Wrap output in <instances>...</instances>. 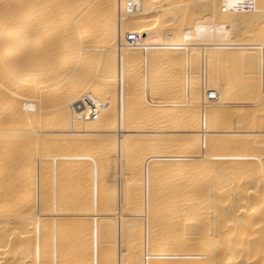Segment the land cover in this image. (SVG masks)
Instances as JSON below:
<instances>
[{
    "label": "bare ground",
    "instance_id": "bare-ground-1",
    "mask_svg": "<svg viewBox=\"0 0 264 264\" xmlns=\"http://www.w3.org/2000/svg\"><path fill=\"white\" fill-rule=\"evenodd\" d=\"M235 1L246 4L250 0ZM128 2H134L133 11H126ZM223 3L224 0H177L166 5L164 0H0V264H21L24 259H31L33 264H89L86 262L90 259V264H141L142 248L145 264L147 257L158 258L156 264H171L174 259L181 264H264V0H256L255 9L225 12ZM186 8L199 14L207 12L208 22L229 12L232 13L226 16L233 19L237 16L233 13L238 11L244 14L243 32L236 40L218 43L194 40L181 31V26L201 21L181 17L178 13ZM247 11L255 14L256 22L250 26L247 24L252 17L246 19ZM169 31L172 36H168ZM129 34H136L140 43L129 45ZM185 39V47L171 45L172 41ZM150 65L152 71L157 67L156 74H160L155 80L156 88L146 79L151 82L149 85L147 81L148 88L155 89L150 92H157L155 99L145 89V80L142 82L148 78L142 77L143 71L151 69ZM82 95L100 103L96 120L81 118L73 111ZM213 95L215 99L210 101ZM152 99L158 113H153V105L149 107L153 108L151 113L145 114L150 109L146 111L142 105ZM192 122L196 126L175 127ZM152 138L169 141L155 159L162 166L156 173L173 166L168 171H175L185 160L192 162L194 171L199 170L192 172L197 174L195 184L205 178L204 196L210 201L211 191L214 202L212 197L218 193V199L225 197L229 214L226 218L238 214L235 219H220L212 209L220 221L212 217L214 213L204 217L205 212L204 218L198 217L201 222L195 220L198 215L190 222L186 219L189 224L185 227H189L184 228L188 232L183 233H187L184 236L189 244L184 254L172 249L177 247L176 241L169 238L184 239L179 238L182 232L178 235L184 217L176 222L178 233L175 227L169 228L175 230L167 237L163 227V231L159 228L161 224L152 225L161 231L155 234L151 224L156 221L139 222L137 213L127 214L130 207L129 211L122 208L128 199L129 182L139 180L134 179L139 169L144 167L146 172L153 165L148 154L140 150V141ZM178 150L186 154H178ZM80 156L83 167L76 160ZM141 156L147 157L143 167L145 157L141 162ZM185 162L183 168L179 164L178 171L185 169ZM158 163L150 172L159 170ZM58 166L67 172H83L93 186L88 193L102 205L98 208L93 200L88 199L95 207L84 201L78 230L63 234L67 240L72 237V244L65 243V249H54L56 218L52 213L60 203L59 191L53 193L57 190L56 179L48 195L46 190V182L51 183ZM200 169L204 171L203 178L199 176ZM146 178L145 184L150 182ZM65 182L70 187L71 182ZM84 193L85 197L87 192ZM114 199L117 214L111 212L114 202H110ZM160 202L158 205L164 206L162 199ZM147 203L148 208L151 204ZM86 204L90 208L92 205L93 211ZM217 204L220 208L221 202ZM224 210L221 213L225 218ZM71 213L65 209L64 220H75L69 217ZM48 236L54 239L53 248ZM154 237L158 238L157 244L152 241ZM153 242L159 245V253L154 256L146 253Z\"/></svg>",
    "mask_w": 264,
    "mask_h": 264
},
{
    "label": "rangeland",
    "instance_id": "rangeland-1",
    "mask_svg": "<svg viewBox=\"0 0 264 264\" xmlns=\"http://www.w3.org/2000/svg\"><path fill=\"white\" fill-rule=\"evenodd\" d=\"M174 1H177V0H164V4L166 3V4H172V2H174ZM182 1H190V2H192L193 0H182ZM165 4V5H166ZM262 4V6L261 7H263V4L264 3H261ZM262 11H263V13H264V9H262ZM232 12H229L228 13V15H227V13H225V16H216L215 17V19H214V21L212 22V21H210V22H208V21H205V19H207V17L208 16H206L205 14H207V12H203V13H201V14H199L198 12H196L195 10H193L192 8H186L185 10H183L182 12H179L178 14H180L181 15V17H183V18H185V19H187V21H192V20H199L200 19V21L201 22H199V23H189V24H183V26H181V31L182 32H184V33H187L188 35H191V37H192V39H194V40H204V41H209V42H215V43H218V42H221V41H226V40H236L237 38H236V36L238 35H240L241 36V34H242V32H243V28H242V24L244 23L243 22V19L241 18L242 16H244V14L241 16V14L240 13H238V11L237 12H234L233 14H234V16L237 14V16H235L234 18H236V19H229L227 16H229V14H231ZM204 14V15H203ZM179 15V16H180ZM208 15V14H207ZM223 15V14H222ZM227 15V16H226ZM245 15H246V19H248V18H251L250 20H248L249 22H248V26H250V24L251 25H253L255 22H256V20H254L253 21V16L255 15L254 13L252 14L251 13V11H247V13H245ZM206 17V18H205ZM227 17V18H226ZM204 20V21H203ZM153 65H155V63L153 64ZM153 65H152V67H153ZM146 67H147V65H146ZM145 67V68H146ZM151 69H149V68H147V70L149 69V72H151V74L150 73H148L147 72V70H145V71H143V74H145V75H143L142 77H147V75H148V78H145V79H143L142 80V82L145 80V83H144V85L146 84L147 85V81L148 80H151L152 81V83L151 82H149L148 81V84L149 85H153V82H154V85H153V87L154 88H156L155 87V82L157 81L156 79H157V77L160 75H158V74H156V73H158V70H157V67L156 68H154V69H156L155 71L153 70L152 71V67H151V65L149 66ZM155 67V66H154ZM151 70V71H150ZM185 70V69H184ZM144 72H146V73H148V74H146V73H144ZM153 72H155V74H154V76L156 77V78H154L153 77ZM184 73H186V70L185 71H183ZM151 75V76H150ZM157 75V76H156ZM216 75L219 77L218 79V81H220L221 80V76L218 74V71H216ZM149 76L150 77H152V79H150L149 78ZM146 79H148V80H146ZM156 80V81H155ZM151 83V84H150ZM149 85H147V88L145 87V89H151L152 91H153V87L151 88V87H149L148 88V86ZM143 88V87H142ZM144 89V88H143ZM155 90V89H154ZM148 92H150V90L148 91ZM153 92H155V91H153ZM154 94V93H153ZM152 94V92H150V95H153ZM155 95V94H154ZM156 95H157V92H156ZM156 95L153 97V96H151V98H153V99H155L156 98ZM151 100L150 102L152 103V105H150L151 103H144V105H142V106H144L143 107V109L144 110H148V109H150L149 107L150 106H153L154 105V111L155 112H153V110H152V112L153 113H155L156 114V112L158 111L157 110V106L155 107V105H156V102H155V104H154V100ZM6 100V102H8L7 101V99H5ZM153 101V102H152ZM181 104V103H180ZM132 105H134V104H132ZM138 105V104H137ZM136 105V106H137ZM177 106V108L178 109H181V107H179V106H181V105H179L178 103L176 104ZM179 105V106H178ZM135 106V105H134ZM134 106H132V108L134 107ZM135 106V107H136ZM147 107H148V109H147ZM156 108V109H155ZM164 108H167V107H164ZM163 108V109H164ZM136 109V108H135ZM151 109H153V108H151ZM151 109H150V111L149 112H145V114L146 113H151ZM134 110V109H133ZM143 110V111H144ZM160 110V109H159ZM135 111V110H134ZM158 113V112H157ZM154 115V114H153ZM193 123V122H192ZM185 124V125H181V124H176L175 125V127L176 128H178V129H184V128H186V127H188V126H191V127H194V126H196V123H193V124ZM197 124H199L198 126H200L201 124L198 122ZM177 125H179V126H177ZM181 125V126H180ZM184 126V127H183ZM183 127V128H182ZM137 143H139V141H135V144H137ZM140 150H141V152L142 153H145V154H148V155H146V156H148L149 157V160L151 161V162H153L152 164L154 165V163L156 164V163H158V162H156L155 161V159L158 157L157 155H159L160 153H162V146H164V145H168L169 144V141H164V140H160V139H157V138H152L151 140H149V141H143V142H141L140 141ZM186 150V148H184V151ZM180 151V152H179ZM183 150L181 151V150H178V154H186L187 153V151H185L184 152ZM181 152H183V153H181ZM177 154V155H178ZM73 157L72 158H74L75 157V155H72ZM142 158L140 159V161L142 162L143 160H144V157L143 156H141ZM147 157H145V160L143 161V165H142V167L144 166V164H145V162L147 161V159H146ZM76 160L78 161V163L80 164V166L81 167H83V159H82V157L80 156V157H77L76 158ZM185 161H187V160H185ZM185 161H183V162H179V164H180V167H181V165H182V167L181 168H183V164H184V162ZM151 162H150V164H151ZM188 162V161H187ZM187 162H185V169L187 170V167H188V170L186 171L185 169H183L184 170V172H183V170L182 169H180L179 171H178V169L180 168L179 167V164H178V168H177V170H175V171H168L169 169H171V168H173V167H171V168H169L168 170H167V168L166 169H164L163 168V170H167V171H164L165 172V174H163V170L161 171V173L159 174V173H156V172H158V171H160V167H162L161 166V164H160V162L158 163V164H160V166L158 167L159 168V170H157V171H155L154 169L158 166L157 164V166H155L154 165V167H153V165H150L151 167L149 168H147V170L150 172L151 170V168H154V169H152V171L154 170L155 172H150V173H152L153 175H156V176H153V175H151L148 171H146V172H148L147 173V176H145L146 175V172H145V170H144V167L143 168H141L142 169V172L140 171L141 169H139L138 171H137V174H135L136 176H135V180L136 179H139L140 180V182H139V180H136V181H134V182H129V185L128 186H130L129 188H132L131 190H129V188H128V191H127V202L129 203V201H130V203H129V205H128V203L126 202V207L125 206H123L122 205V208H125L126 209V211H129V207H130V209L132 210V212H131V210L129 211V212H127V214H131V215H135L136 213L138 214V215H136L137 217H136V219H138V221L139 222H144V221H147V220H149V223H154V221H156L154 224H151V226L152 225H156L157 226V224H161L160 225V230L161 231H163V230H165V231H163L164 232V234H166L167 235V237H169V236H171V233H172V231H174L176 228H177V226L175 227V225H178L179 226V224L178 223H180L181 221H182V217H184L183 218V221L184 222H182V223H180V226H182V224L184 225L183 226V228H181L180 226H179V234L178 235H180L181 233L180 232H182V234L183 235H180L179 236V238L181 237V238H184V239H182V241H181V239H178L177 238V236H173V237H176V238H173L172 236L171 237H169L170 239L172 238L174 241H176V246L177 247H175V248H172V249H174L175 251H176V253H177V251L178 252H180L181 254H184L186 251H187V245L189 244L188 242H187V240L185 239V237L186 238H188L187 236H184V235H186V234H184L185 232H188L187 230V228L189 227L188 225V227L186 226L185 227V224L186 223H188L189 224V222L190 221H192L196 216L195 215H198L197 216V219H195V220H198V217H202V218H204V217H206V216H211V213H216L218 216H219V218L221 217L222 219H235V217L238 215V214H236V216L234 217V214H233V216L232 217H230V218H226V217H228V215L229 214H227V210H226V203H224V201H225V197H221V196H219V199H218V196H217V194L216 195H213V197L212 198H214V202H213V200L211 201V191L209 192L210 194H208L207 196L209 197V199H210V201L208 200V198H206L204 195H205V193H203L204 192V188L202 189V187L204 186L203 184L205 183V181H204V179L202 180L201 179V181H199V180H197V181H199L200 183H201V185H200V183L199 184H197L198 185V189L195 187V183H198V182H196V175L197 174H195V173H192V172H197V173H199L198 171H194V169H193V167L190 165L192 162H190V163H187ZM148 163V162H147ZM187 163V164H186ZM177 164H176V166H177ZM192 167L191 169H193V171L189 168V165ZM188 165V166H187ZM58 170H56V172L54 173V175L52 176V178L50 179L51 180V183H49L50 181L48 180H46L47 182H46V186L48 187L46 190H47V195L49 194L48 193V191L49 192H51L52 191V189H51V184L53 183V182H55V179H56V182L54 183V187H57V190H54V192L53 193H58V191H59V195H60V199L59 198H57L58 199V201H60V203L58 204V206L56 207V209H53V213L52 214H54V215H52L54 218H56V224H55V229H56V238H55V242H57L56 243V245H54L55 244V242L51 239V236H48V241L49 240H51L52 242L50 243V246L53 248V245L55 246L54 247V249L57 247H59V248H64L65 249V247L67 246H65V243L66 244H72V241H71V239H72V237L70 236H68V240H67V238H66V241H65V238L63 237V234L65 235V234H68V233H74L75 232V230H78V225L80 224V216H82L81 215V211H82V209H83V206L85 205V202H87V203H89L90 202V204H92L91 203V201L93 200V197L91 196V194L90 193H88V191H90L91 189H92V185L90 184V181L88 182V180H87V177L85 176V175H83V172H81L80 174H78V173H76L74 170H71V171H69V172H67V171H64V170H61L60 169V167L58 166ZM63 168V167H62ZM157 168V169H158ZM175 168V169H176ZM89 169H90V167H89ZM88 169V170H89ZM189 169H190V171H189ZM61 170V171H60ZM201 171H200V174H199V176H200V178L202 177H204L203 176V170L202 169H200ZM138 172H140V173H138ZM167 172V173H166ZM182 172V173H181ZM191 172V173H190ZM154 173H156V174H154ZM170 173H172V174H170ZM179 173V174H178ZM172 176V177H170V175ZM181 174V176H179ZM194 174H195V176H194ZM138 175V176H137ZM163 175V176H162ZM191 175V176H190ZM151 176V177H150ZM186 176V177H185ZM199 176H197V178H199ZM147 177V178H146ZM155 178V179H153V178ZM158 177L160 178V179H158ZM166 177V178H165ZM170 177V178H169ZM178 177V178H177ZM89 178H90V176H89ZM140 178H142V179H140ZM145 178L148 180V181H150V182H147L146 184L144 183V180H145ZM149 178H151V179H149ZM156 178L158 179L157 181H156ZM184 178H186V180L184 179ZM195 178V179H194ZM133 179V178H132ZM164 179V180H163ZM182 180L181 182H178V180ZM188 179V180H187ZM192 179H193V182H192ZM141 180H143V182L141 181ZM169 180H171V181H169ZM65 181H70L71 182V185H70V187H71V189H70V187L69 186H67V184H66V182ZM133 181V180H132ZM158 182V184L156 183V182ZM165 181V182H164ZM184 181V185H183V187H182V182ZM188 181H189V183L190 184H188ZM185 182H187V183H185ZM204 182V183H203ZM212 182V181H211ZM211 182H209V184L211 183ZM162 185H161V184ZM168 183V184H167ZM176 183V184H175ZM213 183V182H212ZM47 184H49V185H47ZM135 186H134V185ZM137 184V185H136ZM141 184H142V186H141ZM153 184V185H152ZM155 184V185H154ZM179 186H178V185ZM188 184V185H187ZM148 185V186H147ZM149 185H150V187H149ZM175 185H177V186H174ZM196 185V186H197ZM210 185H212V184H210ZM50 186V187H49ZM139 186V187H138ZM154 186V187H153ZM157 186V187H156ZM161 186V187H160ZM170 186V187H169ZM216 186H217V183H216ZM135 187V188H134ZM140 188V189H138V188ZM146 187V188H145ZM149 187V188H148ZM160 187V188H159ZM178 187V188H177ZM193 187V188H192ZM213 188L215 187V185L214 186H212ZM154 188V189H153ZM172 188V189H171ZM217 188V187H216ZM54 189H56V188H54ZM81 189V190H80ZM133 189L134 190H136L137 191V189H138V192L136 193V191H134V193H133ZM145 189H149L148 191L147 190H145ZM175 189V190H174ZM183 189V190H182ZM188 189V193H187V190ZM212 189V188H211ZM211 189H209V190H211ZM215 189V188H214ZM218 189V188H217ZM71 190V191H70ZM143 190V191H142ZM154 190V191H153ZM168 190H170V191H168ZM172 190V191H171ZM70 191V192H69ZM131 191V192H130ZM140 191V192H139ZM156 191V192H155ZM166 191H168V192H166ZM178 191V192H177ZM196 191V192H195ZM197 191H199V192H197ZM80 192V193H79ZM84 192H87L86 193V195L88 194V196L89 197H87L86 195H85V197H87V199L84 197V195L83 194H85ZM91 192V191H90ZM130 192V193H129ZM143 192V193H142ZM145 192H148L147 194H146V197H145ZM161 192V193H160ZM170 192H172V193H170ZM174 192V193H173ZM152 193H155V194H152ZM157 193V194H156ZM130 194H132V195H130ZM143 195V196H141V195ZM170 194V195H169ZM175 194H177V195H175ZM179 194V195H178ZM187 194V195H186ZM200 194V195H199ZM207 194V193H206ZM214 194V193H213ZM70 195V196H69ZM82 195H83V197H82ZM133 195H135V197H131V196H133ZM138 195H139V197H138ZM148 195H150V197L148 196ZM153 195V199H154V201H158L159 202V204L161 203L160 202V200L162 199V203L164 204V206H160V205H158V202H154L153 200H151L152 199V196ZM155 195V196H154ZM191 195V196H190ZM196 195H198V196H195ZM201 195H203V198L205 199L206 198V200L207 201H203V198H202V196ZM211 195V196H210ZM90 196H91V198H90ZM167 196V197H166ZM173 196H175V197H173ZM183 196V197H182ZM190 196V197H189ZM216 196V197H215ZM136 197H138L137 199H136ZM161 197V198H160ZM167 199H165V198ZM171 197V198H170ZM178 197H179V199H178ZM197 197L199 198V200L197 199ZM200 197H201V199H200ZM83 198V199H82ZM142 198V199H141ZM146 198V199H145ZM148 198H149V200H148ZM155 198H157V200L155 199ZM158 198H160V200H158ZM170 198V199H169ZM175 198V199H174ZM222 198V200H220ZM88 199H91V201H89ZM131 199V200H130ZM133 199H135V200H133ZM165 201H164V200ZM171 199H172V201H171ZM174 199V200H173ZM182 199V200H181ZM215 199H217L216 200V203H217V201H219V202H221V206H220V208L218 207V204L216 205V203H215ZM188 200H189V202H188ZM85 201V202H84ZM96 201V200H95ZM140 201V202H139ZM143 201V202H142ZM174 201V202H173ZM177 201V202H176ZM181 201V203H179ZM222 201H223V203H222ZM92 202H94V200L92 201ZM114 202V203H113ZM146 202V203H145ZM147 202H150V207L152 206V204H154L151 208L150 207H148L147 208V206L149 205ZM152 202V203H151ZM167 202V203H166ZM210 202V203H209ZM213 202V204H211ZM95 203V205H97V207L99 208V206L98 205H101L100 204V201L98 202V204H96L97 203V201L96 202H94ZM110 203H113V204H111V212H113V213H115L117 210H118V205H117V200H115L114 199V201H112V202H110ZM139 205H138V204ZM166 203V204H165ZM173 203H174V205H173ZM185 203V204H184ZM190 203H192V204H190ZM215 203V204H214ZM83 204V205H82ZM130 204H132V205H130ZM141 204V205H140ZM148 204V205H147ZM169 204H171V205H169ZM204 204V205H203ZM82 205V206H81ZM87 205V204H86ZM89 205V204H88ZM87 205V207H89ZM93 205V204H92ZM92 205H91V208H92ZM136 205V206H135ZM145 205H147L146 207H145ZM162 205V204H161ZM185 205V206H184ZM195 205V206H194ZM212 205H214V208H211V206ZM215 205L218 207L217 209L215 208ZM94 206V205H93ZM102 206V205H101ZM100 206V207H101ZM116 206V207H115ZM157 207L156 209H155V207ZM166 206H167V208H166ZM172 206H174V208H171ZM176 206V207H175ZM193 208H192V207ZM200 206V207H199ZM224 206H225V210H224ZM95 207V206H94ZM132 207V208H131ZM140 207V208H139ZM154 207V208H153ZM186 207V208H185ZM197 207V208H196ZM208 207V208H207ZM213 207V206H212ZM90 208V207H89ZM91 208L89 209L90 211H93V210H91ZM98 208L96 209V210H98ZM113 208H114V210H113ZM146 208H147V211H146ZM161 209V210H159V209ZM188 208V209H187ZM195 208V209H194ZM199 208V209H198ZM208 209L209 211L210 210H212L213 209V211L214 212H212V211H207L206 209ZM211 208V209H210ZM65 209H69L70 211H72V213L69 215V217H76V219L75 220H73V219H70V221L69 222H67V220H64V218L66 217V215L64 214V210ZM92 209H94V208H92ZM101 209V208H100ZM140 209H142V210H140ZM155 209V210H154ZM172 209V210H171ZM181 209H183V210H181ZM189 209H192V210H189ZM202 209H203V211H202ZM221 209H223L224 211H222L223 213L224 212H226V213H224L225 214V218H224V215L222 216V213H221ZM137 210V211H136ZM171 210V211H170ZM176 210V212H174ZM187 210V211H186ZM206 210V211H205ZM220 210V211H219ZM230 210V209H229ZM160 211H161V213H160ZM179 211V212H178ZM184 211V212H183ZM198 211H201V212H198ZM231 211H234V209L232 210L231 209ZM230 211V212H231ZM57 212V213H56ZM75 212H77L76 214H75ZM118 212V211H117ZM117 212L115 213V214H117ZM131 212V213H130ZM134 212V213H133ZM147 213V215H146V217H145V214ZM159 212V213H158ZM191 212V213H190ZM200 213V214H197V213ZM205 212V214H203V216H202V213H204ZM207 212H209V215H207ZM229 212V213H230ZM89 213H91V212H89ZM167 213H169V215H167ZM188 215H187V214ZM215 213L213 214V218H215L216 219V222H218V221H220V220H217V218H218V216L217 215H215ZM234 213H236V212H234ZM139 214H141L140 215V217H139ZM143 214V215H142ZM190 214H191V216H190ZM149 215H151V216H149ZM170 215H171V217H170ZM172 215H177V219H176V217L175 216H173L174 217V219L175 220H179L180 219V221H175L174 219H173V217H172ZM183 215V216H182ZM187 215V216H186ZM214 215L217 217H214ZM231 215V214H230ZM142 216V217H141ZM158 216L160 217V218H158ZM168 216V217H167ZM186 216V217H185ZM189 216H190V218H189ZM79 217V219L77 220V218ZM139 217V218H138ZM234 217V218H233ZM164 218V219H163ZM168 218H169V220L171 219V221H169L168 220ZM193 218V219H192ZM218 218V219H219ZM220 218V219H221ZM140 219V220H139ZM147 219V220H146ZM160 219V220H159ZM189 221H187V220ZM205 219H207V218H205ZM204 219V220H205ZM208 219H211L210 217L208 218ZM142 220V221H141ZM151 220V221H150ZM201 220L202 219H200L199 218V220H198V222L200 221L201 222ZM162 221V222H161ZM187 221V222H186ZM67 222V227H65V223ZM164 222V223H163ZM175 222V223H174ZM176 222H178L177 224H176ZM205 222H208V220H205ZM168 223H170L171 225L170 226H168L167 224ZM174 223V224H173ZM114 224L116 225V222L114 221ZM173 226V227H172ZM116 227V226H115ZM114 227V228H115ZM153 227V226H152ZM156 228V227H153L152 228V230L154 231V233L156 232V233H158L160 230H159V228ZM162 227H163V230H162ZM175 227V229L173 230V229H170L169 230V228H174ZM187 229H185V228ZM180 228L181 229H183L182 231H180ZM237 228H238V226H237ZM157 231H156V230ZM186 231H185V230ZM236 230V229H235ZM160 231V232H161ZM169 231H170V233H169ZM183 231H184V233H183ZM162 232V233H163ZM176 232H177V229H176ZM177 232V233H178ZM155 233V234H156ZM175 233V232H174ZM177 233H175V234H177ZM159 234V233H158ZM168 234H169V236H168ZM182 236H184V237H182ZM50 237V238H49ZM53 238V237H52ZM62 238H64V239H62ZM167 239V241H169L170 239ZM156 237H154V240L152 239V241H155L156 242V240H158V238L156 239ZM178 240V241H177ZM185 240V241H184ZM61 241H63L64 243H62ZM69 241V242H68ZM182 243H181V242ZM155 242H153L154 243V245H153V243H152V245L150 246V248H147V251H149V252H147L146 251V253H148V254H152L153 253V256L155 255V254H158L159 253V249L157 250V247L159 246H157L156 244H157V242H156V244H155ZM177 242H178V244H177ZM186 242V243H185ZM169 243V242H168ZM180 243V244H179ZM53 244V245H52ZM173 245H174V243H172ZM185 244V245H184ZM187 244V245H186ZM58 245V246H57ZM181 245V246H180ZM49 246V245H48ZM74 246V245H73ZM117 246V245H116ZM157 246V247H156ZM76 247V246H75ZM174 247V246H173ZM180 247H181V250H180ZM48 248H50V247H48ZM52 248H50V250L52 249ZM154 248V250H152V249ZM184 249H186V251H184V253H182L183 252V250ZM157 250V251H156ZM49 251V250H48ZM154 251V252H153ZM117 252V251H116ZM143 252V253H142ZM156 252V253H155ZM158 252V253H157ZM178 254V253H177ZM139 256L142 258V261H141V264H145V260H144V258H145V248H142L140 251H139ZM150 256V255H149ZM51 258V257H50ZM148 258V260L146 259V263L147 264H150L151 262H150V258H151V261H152V263H154V264H156V263H158L156 260H158V258H156V260L155 259H153V257H147ZM180 257H178V260H180V261H182V259L180 258ZM90 259V258H89ZM88 259V260H89ZM177 259V258H176ZM49 260H51V259H49ZM185 260V262H188V260H186V258L184 259ZM183 260V261H184ZM90 261H91V259L89 260V262H86V263H89L90 264ZM150 262V263H148V262ZM156 261V262H155ZM174 261V262H173ZM172 262L173 263H171V264H181V263H177V262H179V261H177V260H173ZM177 261V262H176ZM52 262H49V264H51ZM151 263V264H152ZM160 263H161V260H160ZM21 264H33V263H31V259H29V260H23L22 262H21ZM183 264H185V263H183ZM187 264V263H186Z\"/></svg>",
    "mask_w": 264,
    "mask_h": 264
},
{
    "label": "built area",
    "instance_id": "built-area-1",
    "mask_svg": "<svg viewBox=\"0 0 264 264\" xmlns=\"http://www.w3.org/2000/svg\"><path fill=\"white\" fill-rule=\"evenodd\" d=\"M256 8V0H250L246 4H240L235 0H224L222 9L223 12L230 11V10H238V9H255ZM127 12L133 11L135 9L134 2H128L125 6ZM168 36H172V33L169 31ZM126 41L129 45H138L139 38L136 34H129L126 38ZM172 46L177 47H185L187 45V39L180 40V41H172ZM210 101L215 99L214 95L209 96L208 98ZM100 103L93 99L90 96L82 95L73 105V111L76 113L77 116L81 118H88L91 120H96L100 115Z\"/></svg>",
    "mask_w": 264,
    "mask_h": 264
}]
</instances>
